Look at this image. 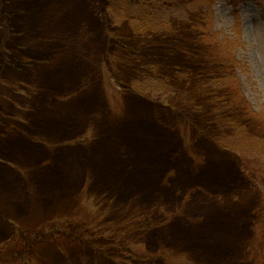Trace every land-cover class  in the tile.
Instances as JSON below:
<instances>
[{
    "label": "rangeland",
    "instance_id": "1",
    "mask_svg": "<svg viewBox=\"0 0 264 264\" xmlns=\"http://www.w3.org/2000/svg\"><path fill=\"white\" fill-rule=\"evenodd\" d=\"M206 2L0 0V264H264V123L197 109Z\"/></svg>",
    "mask_w": 264,
    "mask_h": 264
},
{
    "label": "clouds",
    "instance_id": "2",
    "mask_svg": "<svg viewBox=\"0 0 264 264\" xmlns=\"http://www.w3.org/2000/svg\"><path fill=\"white\" fill-rule=\"evenodd\" d=\"M201 12L242 101L264 113V0H207Z\"/></svg>",
    "mask_w": 264,
    "mask_h": 264
},
{
    "label": "trees",
    "instance_id": "3",
    "mask_svg": "<svg viewBox=\"0 0 264 264\" xmlns=\"http://www.w3.org/2000/svg\"><path fill=\"white\" fill-rule=\"evenodd\" d=\"M217 58L216 62L219 74L215 76L214 79H211L207 83H202L201 79L197 76L193 79V81H197L199 83V91L203 87L216 88V92L220 93L214 95L213 93H207L204 96L207 98L206 102H210L206 111H203L204 107L200 108V105L204 106L205 104H199L198 110L201 111L204 118L209 121V123L213 126L219 127L221 129H232L233 132H243V133H251L250 123L252 124V120L254 118H261L264 123V117H260L261 115L253 110H251L246 103L238 102V91L234 95L233 103L228 99V97L223 94L225 83L229 78L231 81V75H227L231 73L230 63L228 61L226 53L217 45ZM202 75V72H199ZM205 76V75H204ZM229 76V77H228ZM206 78V77H205ZM204 78V79H205ZM236 87V86H234ZM201 94H197L199 96ZM214 95V96H213ZM179 96L176 97V100ZM241 99V96H240ZM242 100V99H241ZM247 113V114H245ZM263 116V115H262ZM219 143V141H217Z\"/></svg>",
    "mask_w": 264,
    "mask_h": 264
},
{
    "label": "flooded vegetation",
    "instance_id": "4",
    "mask_svg": "<svg viewBox=\"0 0 264 264\" xmlns=\"http://www.w3.org/2000/svg\"><path fill=\"white\" fill-rule=\"evenodd\" d=\"M149 259H152V260H153V259H155V258L152 257V256H150V257H148V258L145 257V260H144L145 262H144V263H141V264H146V262H147ZM152 260H150V261H151V264H152V263L154 264V262H152ZM117 261H119L121 264H125L124 261H121L119 258H117ZM138 264H139V263H138Z\"/></svg>",
    "mask_w": 264,
    "mask_h": 264
},
{
    "label": "bare ground",
    "instance_id": "5",
    "mask_svg": "<svg viewBox=\"0 0 264 264\" xmlns=\"http://www.w3.org/2000/svg\"><path fill=\"white\" fill-rule=\"evenodd\" d=\"M36 24V23H35ZM196 245V244H195ZM196 246H198V245H196ZM200 246H201V244H200Z\"/></svg>",
    "mask_w": 264,
    "mask_h": 264
}]
</instances>
